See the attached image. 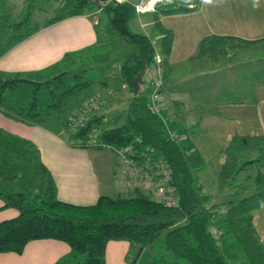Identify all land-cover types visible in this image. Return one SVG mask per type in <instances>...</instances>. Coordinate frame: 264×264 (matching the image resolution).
Here are the masks:
<instances>
[{
  "label": "trees",
  "instance_id": "trees-1",
  "mask_svg": "<svg viewBox=\"0 0 264 264\" xmlns=\"http://www.w3.org/2000/svg\"><path fill=\"white\" fill-rule=\"evenodd\" d=\"M74 1L65 12L46 17L23 32L12 34H9L12 26L9 14H0V56L23 38L63 17L83 13L91 16L98 11L110 14L112 10L121 19L135 47L120 66V78L131 93L126 99L123 121L102 124L99 116L91 115L81 124L74 122L75 115L69 116L68 111L72 102L78 100L91 84L88 79L69 83L60 92L54 90L58 86L55 84L53 89H49L51 97L41 110L35 96L27 107H15L6 103L4 92L7 87L13 88L23 82L37 83V86L46 82L50 87V78L37 81L20 72L3 70H0V112L29 125L40 124L50 128L49 124L54 121L61 128L59 134L71 146L117 150L129 147L126 153L138 162H144L147 156L161 157L169 170V184L174 186L177 199L175 203L167 204L162 198L153 197L151 191L145 192L135 186L134 192L126 195L101 194L94 203L76 204L56 196L54 181L43 163L41 170L47 179L44 187L37 191L31 184L30 188H17L9 179V173L0 167V198L5 206L18 209L15 216L0 220V251L20 252L28 240L57 238L69 243L71 251L55 264H106L107 242L125 240L130 248L136 246L128 264H135L144 249L150 250L149 264H226L217 237L209 228L213 223L233 238L249 264H264V243L251 214L253 208L264 203V134L234 133L223 148L225 158L215 176L220 188L225 187L239 171L238 154L243 150H257V154L246 161L256 166V172L253 192L226 204L223 217L215 218L209 194L195 173L198 167L194 165L203 157L201 153L195 155L193 143L186 142L197 138L198 121L192 124L191 129H186L181 122L166 120L163 113L153 107L149 93L133 84L135 79L142 83L138 75L154 62L156 52L161 54L162 63H167L173 31L163 26L160 16L196 10L202 0H168L156 5L150 17L160 35L157 49L147 33L129 30V21L138 14L129 1ZM111 3L114 4L113 9ZM108 22L121 31L115 19L109 17ZM259 41H264V37L243 39L234 35L209 34L199 40L189 58L209 55L216 59L227 52V46H250ZM260 84H264V79ZM184 134L187 140L183 138ZM0 151L24 162L39 159V149L33 141L1 127ZM143 169L148 171L145 166ZM153 180L157 178L153 177Z\"/></svg>",
  "mask_w": 264,
  "mask_h": 264
},
{
  "label": "rangeland",
  "instance_id": "rangeland-1",
  "mask_svg": "<svg viewBox=\"0 0 264 264\" xmlns=\"http://www.w3.org/2000/svg\"><path fill=\"white\" fill-rule=\"evenodd\" d=\"M74 3V0H0V14H9V19L12 22L9 34H12L23 32L28 26H32L46 17L64 12ZM113 6L114 4L111 3V9ZM138 15L129 21V30L147 33L157 49L158 36L160 35L152 25L150 13L148 11L142 12L139 18ZM91 17L98 28L99 40L97 44L75 54L71 57L72 59L61 66L64 69H56L53 72V74L55 73L54 76H50L49 73H42L39 78L33 77L37 81H44L49 75L50 87L47 86L46 82L38 86L37 83L23 82L13 88L7 87L4 92L7 98L6 103H12L11 105L15 107H27L35 96L38 109L41 110L51 97L49 89H53L55 84L58 86L54 90L60 92L69 83L88 79L91 84L79 97L81 100L78 104L72 102L68 111L69 116L72 113V117L75 115L73 117L74 122L81 117L79 123L91 115L99 116L102 124L112 125L123 121L126 99L131 93L128 86L120 78V66L121 62L134 51L135 47L126 34L127 29L123 26L121 19L115 16L112 10L110 14L98 11L93 13ZM109 17L112 20L115 19L121 31L109 24ZM226 49L227 52L221 53L216 59L209 55L204 57L202 55L200 56L202 58L196 61L168 69L163 67L162 56L158 53L160 60L159 62L154 60V62L157 63L156 68L158 67L156 71L159 70L162 74L161 108L159 111L163 113L162 115L166 120L172 121L174 118V120L181 121L186 129H191L190 127L196 121L198 111L211 110L213 104L219 101L243 100L250 97L254 85L264 79V41L253 43L250 46H227ZM153 67L152 62L146 68L148 70L138 75V79L142 76L145 78L142 80L141 91L147 92L149 95L154 88L153 83H151L150 90V80L154 74L157 75ZM59 77L60 79H58ZM137 83V79H135L133 84L136 86ZM49 125L51 130L58 129L54 121ZM183 138L187 140L185 134ZM192 141L187 140L186 142L193 143L194 147L192 148L196 151L195 155L196 153L202 155L203 152L197 144V138L194 137ZM82 148L91 149L90 147ZM90 153L101 172H105L107 168V165L103 166L104 164L117 165L116 161L118 160L120 170L125 172L128 181H134L135 185H138L145 192L151 191V195L155 198L163 196L161 192L163 183L161 181L156 180L152 184H148L141 180H132L128 176L117 149L109 147L100 150L91 149ZM256 154V149L243 150L238 154L239 171L229 179L223 188L217 185L215 177L210 174L204 158L194 165L198 167L195 173L200 178L204 191L209 194V204L215 209V218L223 217L226 204L233 203L240 197L253 192V176L256 172V166L246 163V161ZM42 163L40 152L38 160L24 162L0 151V167L9 173L11 182H14L13 184L20 189L30 188L29 184L33 185L34 191L44 187L47 177L42 173ZM21 166L23 167L21 168ZM49 174L53 179L51 172ZM119 182H121L120 179ZM119 190L121 191L115 189L112 194L116 196L132 193L134 186L130 184L124 188L122 185ZM8 207L10 216L12 212H15L14 216L18 213L15 206ZM219 227L213 223L209 226L211 232L217 237L219 247L226 258V264H249L240 246L234 242L231 236L223 233Z\"/></svg>",
  "mask_w": 264,
  "mask_h": 264
},
{
  "label": "crops",
  "instance_id": "crops-1",
  "mask_svg": "<svg viewBox=\"0 0 264 264\" xmlns=\"http://www.w3.org/2000/svg\"><path fill=\"white\" fill-rule=\"evenodd\" d=\"M160 21L173 31L170 54L166 65H163L168 69L204 57L189 58L195 52L199 40L209 34L234 35L243 39L264 37V0H212L211 3L202 0L198 9L162 14ZM98 40L97 26L90 15H69L41 27L16 43L0 56V70L20 72L32 79L39 78L42 73L54 76L56 69H64L61 66L66 61L97 44ZM153 64L156 73L157 63ZM146 68L143 71L148 70ZM141 78L145 79L144 76ZM154 79L155 74L150 80V90ZM142 83L137 84L139 90L143 87ZM80 100L73 103L78 104ZM196 120L199 129L197 144L203 152L202 157L207 162L210 174L215 177L225 158L222 150L234 133L264 134V84L254 85L247 99L219 101L213 104L211 110L198 111ZM0 127L36 144L43 164L53 176L56 194L61 200L91 204L101 194L114 196V190L121 191L119 187L122 185L124 188L130 184L138 186L134 181H128L125 172L120 170L118 160L117 165L104 164L107 168L101 172L90 153L91 149H100L72 147L59 134L60 127L51 130L40 124L29 125L1 112ZM262 172L264 174V168ZM14 214L12 212L9 215V207L0 198V220ZM251 214L264 243V203L253 208ZM70 251L69 243L62 239H31L20 252L0 251V264H55ZM134 251L125 240H110L105 249L106 264H128ZM150 254L148 249H144L135 264H149Z\"/></svg>",
  "mask_w": 264,
  "mask_h": 264
},
{
  "label": "built area",
  "instance_id": "built-area-1",
  "mask_svg": "<svg viewBox=\"0 0 264 264\" xmlns=\"http://www.w3.org/2000/svg\"><path fill=\"white\" fill-rule=\"evenodd\" d=\"M168 0H139L135 6V11L140 14L146 11H153L158 3L166 2ZM156 62H159L160 56L158 52L155 54ZM155 79L153 80V90L150 95V100L155 108V110L159 111L161 108L160 105V87H161V78L162 74L161 71H156ZM86 107V106H85ZM81 117L75 120V123L80 121ZM172 132V131H171ZM173 136H177L175 133L172 134ZM129 147L119 149L120 156L122 157V163L124 164V168L128 173V176L134 180H141L148 184H152L156 180L161 181L162 185V195L161 198L165 200L167 204L175 203L177 199V194L173 185L169 184V170L166 168V165L161 157L153 158L152 156H147L144 162H138L137 160L133 159L132 157L128 156L126 153ZM143 166L147 167L148 171L143 169ZM160 198V199H161Z\"/></svg>",
  "mask_w": 264,
  "mask_h": 264
},
{
  "label": "water",
  "instance_id": "water-1",
  "mask_svg": "<svg viewBox=\"0 0 264 264\" xmlns=\"http://www.w3.org/2000/svg\"><path fill=\"white\" fill-rule=\"evenodd\" d=\"M100 3H106L108 2L109 0H98ZM126 1H129L130 3L132 4H136L139 0H126Z\"/></svg>",
  "mask_w": 264,
  "mask_h": 264
},
{
  "label": "clouds",
  "instance_id": "clouds-1",
  "mask_svg": "<svg viewBox=\"0 0 264 264\" xmlns=\"http://www.w3.org/2000/svg\"><path fill=\"white\" fill-rule=\"evenodd\" d=\"M205 3H211L212 0H204Z\"/></svg>",
  "mask_w": 264,
  "mask_h": 264
}]
</instances>
